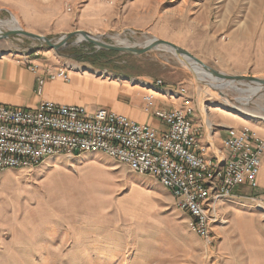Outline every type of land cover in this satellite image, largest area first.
<instances>
[{
    "label": "rangeland",
    "instance_id": "374dc122",
    "mask_svg": "<svg viewBox=\"0 0 264 264\" xmlns=\"http://www.w3.org/2000/svg\"><path fill=\"white\" fill-rule=\"evenodd\" d=\"M10 20L54 40L78 31L115 46L158 39L216 72L264 79V0H0V22ZM78 37L58 52L24 36L0 39V57H26L50 72H69L70 65L117 83L181 86L196 123L214 132L227 128L224 119L234 120L232 127L264 137V89L251 95L253 87L233 83L238 92L212 91L162 47L83 63L80 57L105 50L76 43ZM234 194L220 202L221 222L207 245L154 178L102 153L56 155L31 170H3L0 264H264V198L255 190Z\"/></svg>",
    "mask_w": 264,
    "mask_h": 264
},
{
    "label": "built area",
    "instance_id": "2783aa9c",
    "mask_svg": "<svg viewBox=\"0 0 264 264\" xmlns=\"http://www.w3.org/2000/svg\"><path fill=\"white\" fill-rule=\"evenodd\" d=\"M46 77L69 82L66 69ZM45 74L38 79L42 92ZM145 90L176 100L170 111L156 110L164 130L136 123L107 108L41 102L36 109L0 105V171L31 170L46 158L102 153L130 171L154 178L189 217L191 232L207 245L221 222L219 204L244 189L255 190L264 137L249 128H229L222 149L212 157L199 152L196 108L181 86L164 89L161 80L140 84ZM150 96L144 98L150 104Z\"/></svg>",
    "mask_w": 264,
    "mask_h": 264
},
{
    "label": "crops",
    "instance_id": "0c3cea01",
    "mask_svg": "<svg viewBox=\"0 0 264 264\" xmlns=\"http://www.w3.org/2000/svg\"><path fill=\"white\" fill-rule=\"evenodd\" d=\"M66 67L70 70L69 82L59 79L51 80L46 77L47 65L41 62L32 63L30 59L21 56L15 59L0 57V105L36 109L41 102H50L81 106L91 111L103 107L159 131L164 130L165 126L154 117V112L156 110L170 111L182 102V98L169 99L155 91L145 90L140 84L107 81L93 75H84L81 73L83 68L79 69L70 65ZM44 74L46 80L42 92L37 94V81ZM164 89L168 90L169 87L165 86ZM147 96L151 98L150 104L144 100ZM224 120L225 122H222L226 123L227 128L214 132L210 131L203 121L197 123L200 128L199 152L206 157H212L217 150L227 155V152L222 149L221 142L227 137L229 128H239L232 127L236 123H233L234 120ZM257 182L258 187L255 191L264 198V156L261 159ZM221 205L223 204H219L218 208ZM259 250V253H263L264 246L260 245Z\"/></svg>",
    "mask_w": 264,
    "mask_h": 264
},
{
    "label": "water",
    "instance_id": "95a60500",
    "mask_svg": "<svg viewBox=\"0 0 264 264\" xmlns=\"http://www.w3.org/2000/svg\"><path fill=\"white\" fill-rule=\"evenodd\" d=\"M13 36H24L26 38H29L35 42H37L41 48H44L46 50H54L55 52H58L61 47L66 45V41L74 36H79L84 39L89 44L94 45L97 48H100L105 51H114L122 54H128V55H142L148 51H151L155 48L162 47L166 50L173 51L174 55L177 57V59H183L188 60L193 63V65H198L204 70L205 72L211 74L213 77L217 79H221L226 82H232V83H246L248 86L256 88V89H264V79L254 78V77H244V76H228L220 72H216L212 70L211 68L203 65L201 62H199L196 58L191 56L187 51L169 43L166 41L153 39L144 46H135V47H127V46H115V45H106L104 43H101L99 41V36H91L90 34H87L85 32H74L71 34L63 35L58 40L54 39H48L46 37L32 34L25 32L21 29H16L12 31H4L0 34V39L4 38H11ZM194 73V72H193Z\"/></svg>",
    "mask_w": 264,
    "mask_h": 264
},
{
    "label": "bare ground",
    "instance_id": "6f19581e",
    "mask_svg": "<svg viewBox=\"0 0 264 264\" xmlns=\"http://www.w3.org/2000/svg\"><path fill=\"white\" fill-rule=\"evenodd\" d=\"M0 29H2V32H4V31H12V30L19 29V27L14 20H10L8 22H0ZM2 32H0V34ZM81 41H84V39L82 37H78L76 43L81 42ZM168 51H170V50H168ZM170 52L173 53V51H170ZM179 62L186 69H188L192 73L194 72L193 74L195 75L196 80L201 81L205 86L210 87L212 89V91L213 90L219 91L222 89L223 86H225V88H230L231 90L238 92V89L236 88L235 84L228 83L226 81H223L221 79H217V78L213 77L211 74L202 70V68L200 66L193 65V63L191 61L180 59ZM223 82L226 84H224V85L219 84V83H223ZM213 83H215V84H213ZM251 90H252V92H250L251 95H254L255 93L261 91V89H256V88H252Z\"/></svg>",
    "mask_w": 264,
    "mask_h": 264
},
{
    "label": "trees",
    "instance_id": "16d2710c",
    "mask_svg": "<svg viewBox=\"0 0 264 264\" xmlns=\"http://www.w3.org/2000/svg\"><path fill=\"white\" fill-rule=\"evenodd\" d=\"M100 54V56H98L97 54H95V55H91V56H85V57H80L79 59V61L80 62H83V63H89V64H91V65H95L96 63H98L99 61H98V58L100 59V57L101 58H104V56H114V55H116V53L115 52H106V51H101V52H99ZM101 55H104V56H101ZM106 58V57H105Z\"/></svg>",
    "mask_w": 264,
    "mask_h": 264
}]
</instances>
